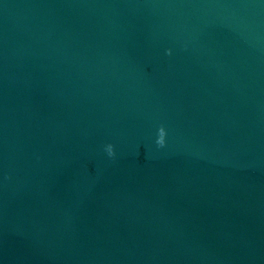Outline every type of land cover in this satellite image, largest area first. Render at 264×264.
Segmentation results:
<instances>
[{"label":"water","instance_id":"1","mask_svg":"<svg viewBox=\"0 0 264 264\" xmlns=\"http://www.w3.org/2000/svg\"><path fill=\"white\" fill-rule=\"evenodd\" d=\"M0 264H264V0H0Z\"/></svg>","mask_w":264,"mask_h":264},{"label":"clouds","instance_id":"2","mask_svg":"<svg viewBox=\"0 0 264 264\" xmlns=\"http://www.w3.org/2000/svg\"><path fill=\"white\" fill-rule=\"evenodd\" d=\"M165 136H166V132L165 129L163 127H161L159 129V134H158V139H157V144L160 146L164 145L165 142ZM107 152L110 156L114 155V151H113V146L112 145H108L107 146Z\"/></svg>","mask_w":264,"mask_h":264}]
</instances>
